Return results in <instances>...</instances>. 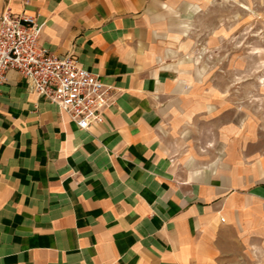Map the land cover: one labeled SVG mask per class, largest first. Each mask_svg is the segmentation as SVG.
<instances>
[{"label":"crops","instance_id":"obj_1","mask_svg":"<svg viewBox=\"0 0 264 264\" xmlns=\"http://www.w3.org/2000/svg\"><path fill=\"white\" fill-rule=\"evenodd\" d=\"M195 6L0 0L115 92L104 123L82 130L8 72L0 264H264V130L202 81Z\"/></svg>","mask_w":264,"mask_h":264},{"label":"rangeland","instance_id":"obj_2","mask_svg":"<svg viewBox=\"0 0 264 264\" xmlns=\"http://www.w3.org/2000/svg\"><path fill=\"white\" fill-rule=\"evenodd\" d=\"M191 1L188 40L202 81L264 130V0Z\"/></svg>","mask_w":264,"mask_h":264},{"label":"built area","instance_id":"obj_3","mask_svg":"<svg viewBox=\"0 0 264 264\" xmlns=\"http://www.w3.org/2000/svg\"><path fill=\"white\" fill-rule=\"evenodd\" d=\"M43 25L35 15H0V86L16 71L29 90L57 105L82 130L103 124L114 89L85 69L73 54L56 56L40 45Z\"/></svg>","mask_w":264,"mask_h":264}]
</instances>
